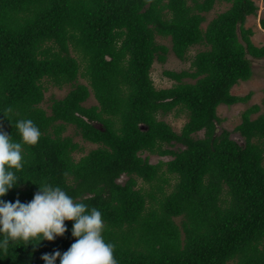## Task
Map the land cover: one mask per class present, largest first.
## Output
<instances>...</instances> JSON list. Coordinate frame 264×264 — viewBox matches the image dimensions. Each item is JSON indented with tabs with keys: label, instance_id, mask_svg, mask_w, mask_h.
<instances>
[{
	"label": "trees",
	"instance_id": "trees-1",
	"mask_svg": "<svg viewBox=\"0 0 264 264\" xmlns=\"http://www.w3.org/2000/svg\"><path fill=\"white\" fill-rule=\"evenodd\" d=\"M220 2L230 6L202 27ZM257 10L253 0H0V130L19 141L16 122L31 119L41 132L2 199L60 186L101 211L117 264H264V112L241 113L243 144L217 131L218 106L250 98L231 89L264 59L245 26ZM156 37L182 60L205 46L188 69L163 72L169 88L150 75L169 50ZM48 85L70 89L45 106ZM91 93L97 103L85 106ZM175 111L186 114L178 132L163 120ZM68 126L97 147L75 157L83 147ZM143 152L171 159L150 163ZM138 179L149 189H136ZM72 223L53 241L11 242L0 264H44L42 254L74 242Z\"/></svg>",
	"mask_w": 264,
	"mask_h": 264
},
{
	"label": "clouds",
	"instance_id": "clouds-1",
	"mask_svg": "<svg viewBox=\"0 0 264 264\" xmlns=\"http://www.w3.org/2000/svg\"><path fill=\"white\" fill-rule=\"evenodd\" d=\"M20 140L0 130V251H7L11 242L53 241L63 236L72 221L74 242L66 251L44 253V264H117L114 245L102 235L104 224L99 209L75 202L60 186L44 184L28 202L2 199L21 180L16 174L23 168L25 145H36L41 132L31 119L16 122Z\"/></svg>",
	"mask_w": 264,
	"mask_h": 264
},
{
	"label": "rangeland",
	"instance_id": "rangeland-1",
	"mask_svg": "<svg viewBox=\"0 0 264 264\" xmlns=\"http://www.w3.org/2000/svg\"><path fill=\"white\" fill-rule=\"evenodd\" d=\"M255 4L258 6L257 14L251 15L247 18L245 22V26L249 27L253 30L252 41L255 45H264V29L261 28L259 24V19L264 15V0H253ZM230 6L227 2H220L216 3L214 7L206 13V21L202 24V27H205L207 22L210 21L216 14L219 12L224 11ZM156 41L160 44L166 45L169 50L165 54V60L160 61L155 59L152 68H151V78L153 80L154 86L157 89L161 88H169L173 85L174 80L166 77L163 72L165 70H173V71H181L188 69L190 67L191 60L193 56L199 50H203L205 46L203 45H195L192 46L184 60L179 59L170 49L171 41L169 37H156ZM252 71L253 74L251 78L247 81H240L236 85H234L231 89V93L235 95L244 96L247 93H251L250 98L246 102L236 103L233 105H220L217 108V115L220 117V122L217 125V131L219 132L222 129H225L231 133V138L235 139L239 143L243 144V138L234 130V128L240 123L241 121V113L244 109L250 107L251 105H259L260 111L256 114H253L252 117L257 116L258 114L264 112V59L255 60L252 64ZM81 83H87V80L83 77H79L78 79ZM183 81L187 82H194L193 80L186 78ZM70 89L68 86H64L62 88L48 85V88L45 90V100L44 105H48L50 103L51 98H62L67 91ZM96 100L91 93L89 98L83 103L85 106H91L96 104ZM175 112H170L163 117V120L166 121L168 124L175 131H179L184 122L186 121V114L181 113L178 116H175ZM99 126V125H97ZM65 135H71L74 137V141L79 142V144L83 147V151L75 152V157H80L81 155L87 153L89 150H92L97 147L96 144L89 143L86 141L81 140L79 135H76L74 132L73 126H68L66 129ZM199 136H202V132L198 133ZM177 146L173 147L175 149ZM142 157L148 156V160L150 163H156L159 160H169L171 159L170 156H159L157 154H150L147 152H143L141 154ZM127 179L126 175L120 176L117 180L120 183H124ZM175 182L174 179H171V184ZM149 189L147 183H144L141 179L137 180L136 189ZM171 187H166L167 191H170ZM176 222H179L180 218H175Z\"/></svg>",
	"mask_w": 264,
	"mask_h": 264
}]
</instances>
